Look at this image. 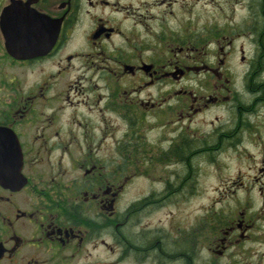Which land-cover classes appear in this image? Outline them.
<instances>
[{
    "label": "flooded vegetation",
    "instance_id": "obj_1",
    "mask_svg": "<svg viewBox=\"0 0 264 264\" xmlns=\"http://www.w3.org/2000/svg\"><path fill=\"white\" fill-rule=\"evenodd\" d=\"M176 3L0 0V162L7 164L0 176V264L225 258L217 249L238 238L234 220L209 236L201 224L187 226L189 215L182 223L171 212L162 220L155 215L190 201L193 160L212 165L246 133L259 159L254 173L264 180V0H251V16L240 26L230 19L199 32L162 23ZM125 14L129 25L119 19ZM39 17L58 25L52 48L17 58L5 38L15 39L16 23ZM80 30L82 46L67 50ZM20 67L53 73L21 89ZM215 110L220 118L200 121ZM16 149L18 171L10 165ZM160 163L170 175L127 199Z\"/></svg>",
    "mask_w": 264,
    "mask_h": 264
},
{
    "label": "rangeland",
    "instance_id": "obj_2",
    "mask_svg": "<svg viewBox=\"0 0 264 264\" xmlns=\"http://www.w3.org/2000/svg\"><path fill=\"white\" fill-rule=\"evenodd\" d=\"M175 1L177 3L171 9L172 19L168 16L162 23L173 27L175 24L181 27L189 26L193 32H199L201 27L204 26H221L230 19H234L233 22L237 24L235 26L237 27L240 26L242 18L248 15L251 16V7H248L251 5V0ZM121 3H126V0H121ZM168 3H165V6ZM127 6L129 7V5ZM167 11H170V7ZM119 19H123V23L126 25H129V19L131 20L130 16L126 14ZM81 32L82 30L73 33L74 41L67 50H75L82 46L79 39L81 38ZM177 36L179 37L178 34ZM115 44H118V42ZM235 61L234 58L232 64ZM52 73L51 67H20L16 68V79L22 81L21 89H23L25 85L38 83ZM61 80H64V78ZM122 84L126 83L122 82ZM221 115L219 111L215 110L210 116H200L199 119L200 121L204 119L207 123L211 118H220ZM38 127L41 128V125L38 124ZM248 131L251 134L249 129ZM244 138H240L236 149L233 147L228 152L222 153V156L212 165L209 163L199 164V161L193 160L190 201L183 204L179 203V206H166V210L160 211L162 214L155 215L162 220L163 215L171 212L173 216L178 217L177 223H182L184 214L189 215L191 218L187 226L192 225L193 228L195 224H201L203 228L207 227L209 236L219 225H230L233 220L235 224H239L241 230L237 236L238 238L225 244V249H217L226 252L227 256L225 255V258L222 259L221 256L223 255L215 254L218 257L212 255L214 259L211 260L215 261L213 264H264V203L261 205L262 208L258 204L262 198L261 192H264V185H260L261 183L264 184V180H261L262 178L254 173L255 167L259 166V159L257 152L251 148V136L246 133ZM254 155L255 159L253 160ZM141 171L144 173L143 169ZM135 175L136 173L132 174V177L134 178ZM167 175H170V170L165 168L162 163L151 167L144 173L145 177L142 176L138 181H134L135 183L128 189L127 199L144 195L143 192L149 191V189H146V182H156V180H160ZM258 187L261 192H259ZM261 209L262 211H260ZM154 220L155 218L152 221ZM243 229L247 230V234H244ZM127 264L134 263L129 262Z\"/></svg>",
    "mask_w": 264,
    "mask_h": 264
},
{
    "label": "water",
    "instance_id": "obj_3",
    "mask_svg": "<svg viewBox=\"0 0 264 264\" xmlns=\"http://www.w3.org/2000/svg\"><path fill=\"white\" fill-rule=\"evenodd\" d=\"M16 37L14 40L5 38L6 48L16 50L17 58H29L43 55L48 52L57 37V27L53 24L52 20L44 17H39L32 22H20L15 24ZM42 31V32H41ZM7 36V34L5 33ZM3 150H0V155ZM11 170L18 171L17 161L20 159L18 149L9 151ZM15 162V163H14ZM7 166V164H6ZM0 162V176L2 177L3 169L6 167ZM2 183V180H0Z\"/></svg>",
    "mask_w": 264,
    "mask_h": 264
}]
</instances>
